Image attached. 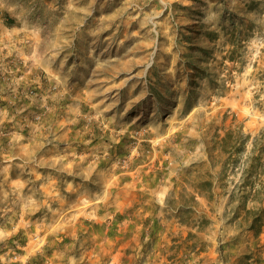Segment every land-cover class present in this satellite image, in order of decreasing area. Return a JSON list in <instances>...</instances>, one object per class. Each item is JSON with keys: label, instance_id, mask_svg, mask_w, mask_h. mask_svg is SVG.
I'll list each match as a JSON object with an SVG mask.
<instances>
[{"label": "rangeland", "instance_id": "rangeland-1", "mask_svg": "<svg viewBox=\"0 0 264 264\" xmlns=\"http://www.w3.org/2000/svg\"><path fill=\"white\" fill-rule=\"evenodd\" d=\"M0 264H264V0H0Z\"/></svg>", "mask_w": 264, "mask_h": 264}, {"label": "bare ground", "instance_id": "bare-ground-1", "mask_svg": "<svg viewBox=\"0 0 264 264\" xmlns=\"http://www.w3.org/2000/svg\"><path fill=\"white\" fill-rule=\"evenodd\" d=\"M97 83V82H96ZM98 84V83H97ZM126 87V86H125ZM102 88V87H101ZM100 91V90H99ZM127 91V90H126ZM102 95V94H101ZM132 97V96H131ZM143 97V96H142ZM41 161H43V160H41Z\"/></svg>", "mask_w": 264, "mask_h": 264}, {"label": "trees", "instance_id": "trees-1", "mask_svg": "<svg viewBox=\"0 0 264 264\" xmlns=\"http://www.w3.org/2000/svg\"><path fill=\"white\" fill-rule=\"evenodd\" d=\"M232 202H233V198H232V200H231Z\"/></svg>", "mask_w": 264, "mask_h": 264}]
</instances>
